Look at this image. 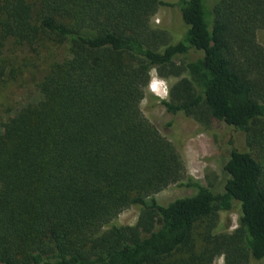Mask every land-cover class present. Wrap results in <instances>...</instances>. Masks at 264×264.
Masks as SVG:
<instances>
[{
	"label": "trees",
	"instance_id": "obj_1",
	"mask_svg": "<svg viewBox=\"0 0 264 264\" xmlns=\"http://www.w3.org/2000/svg\"><path fill=\"white\" fill-rule=\"evenodd\" d=\"M204 3L178 0L172 41L151 24L163 0H0V88L47 53L40 99L0 125V264H264V0ZM152 71L176 79L166 114L231 129L222 192L144 117ZM172 185L193 193L159 204Z\"/></svg>",
	"mask_w": 264,
	"mask_h": 264
},
{
	"label": "rangeland",
	"instance_id": "obj_2",
	"mask_svg": "<svg viewBox=\"0 0 264 264\" xmlns=\"http://www.w3.org/2000/svg\"><path fill=\"white\" fill-rule=\"evenodd\" d=\"M173 3L174 7H162L152 18L151 24L155 28L165 29L172 41L180 39L183 32V23L180 17L178 0H163ZM214 0H205V9L211 11ZM257 42L264 47V29L256 33ZM46 52L23 50L19 57L20 73H16L4 86L0 88V125L11 116L17 108L40 99L35 85L46 70ZM176 79H161L151 72V80L146 89L140 109L144 117L153 124L159 133L164 136L178 151L188 175L197 179L202 185H214L215 192H222L221 160L226 154V143L231 138V129L223 123H213L212 126H203L194 119L178 114L170 116L159 105L160 100H166L170 86ZM155 83L153 90L151 85ZM192 190L182 189L172 185L154 196L161 205H166L175 199L192 194ZM138 208L131 207L121 212L117 217V224L133 226L138 218ZM239 209L236 205L228 212L219 214L222 224L227 225L224 231L233 232L237 226ZM218 257L214 264H221ZM224 264V257H223ZM260 264V263H251Z\"/></svg>",
	"mask_w": 264,
	"mask_h": 264
},
{
	"label": "clouds",
	"instance_id": "obj_3",
	"mask_svg": "<svg viewBox=\"0 0 264 264\" xmlns=\"http://www.w3.org/2000/svg\"><path fill=\"white\" fill-rule=\"evenodd\" d=\"M151 87L153 88V90L155 89V87H156V85H155V83H153L152 85H151ZM221 264H223V257H221Z\"/></svg>",
	"mask_w": 264,
	"mask_h": 264
}]
</instances>
